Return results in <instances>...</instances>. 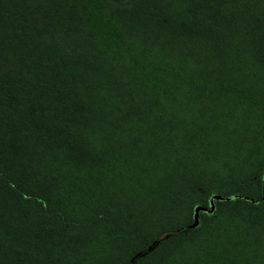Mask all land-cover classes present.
<instances>
[{
  "label": "trees",
  "instance_id": "obj_1",
  "mask_svg": "<svg viewBox=\"0 0 264 264\" xmlns=\"http://www.w3.org/2000/svg\"><path fill=\"white\" fill-rule=\"evenodd\" d=\"M0 264H264V0H0Z\"/></svg>",
  "mask_w": 264,
  "mask_h": 264
},
{
  "label": "water",
  "instance_id": "obj_2",
  "mask_svg": "<svg viewBox=\"0 0 264 264\" xmlns=\"http://www.w3.org/2000/svg\"><path fill=\"white\" fill-rule=\"evenodd\" d=\"M222 198H223V196L220 194H213L211 199H210V205L209 206L201 205V204L196 205L195 210H194V222L192 225H196L198 223L199 210L200 209L212 211L214 209V199H222Z\"/></svg>",
  "mask_w": 264,
  "mask_h": 264
}]
</instances>
